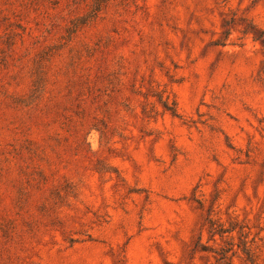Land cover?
Returning <instances> with one entry per match:
<instances>
[{
    "label": "rangeland",
    "instance_id": "rangeland-1",
    "mask_svg": "<svg viewBox=\"0 0 264 264\" xmlns=\"http://www.w3.org/2000/svg\"><path fill=\"white\" fill-rule=\"evenodd\" d=\"M0 264H264V0H0Z\"/></svg>",
    "mask_w": 264,
    "mask_h": 264
},
{
    "label": "trees",
    "instance_id": "trees-1",
    "mask_svg": "<svg viewBox=\"0 0 264 264\" xmlns=\"http://www.w3.org/2000/svg\"><path fill=\"white\" fill-rule=\"evenodd\" d=\"M245 253H246L247 259L249 261H252L253 262V254L251 253L250 250H248V248H245Z\"/></svg>",
    "mask_w": 264,
    "mask_h": 264
}]
</instances>
